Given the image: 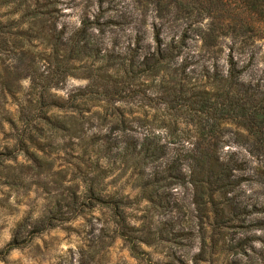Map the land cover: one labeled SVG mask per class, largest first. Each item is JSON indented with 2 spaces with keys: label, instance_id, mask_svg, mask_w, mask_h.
Here are the masks:
<instances>
[{
  "label": "rangeland",
  "instance_id": "rangeland-1",
  "mask_svg": "<svg viewBox=\"0 0 264 264\" xmlns=\"http://www.w3.org/2000/svg\"><path fill=\"white\" fill-rule=\"evenodd\" d=\"M24 1L16 0L0 9L2 31L16 32L20 23L19 28L31 29L30 44L17 50L22 56L28 53L23 61L14 59L13 53L0 52V264H150L136 259L123 240L107 229L108 218L100 211L78 217L74 213L56 216L83 190L82 182L91 170L89 157L82 161L70 132L44 130L39 125L36 103L45 98L65 104L90 87L102 92L108 76L107 61L130 59L142 46L149 47L146 54L148 50L153 52L156 29H161L166 43L187 40L190 87L204 85L216 70L226 74V59L232 49L240 66L248 64L253 54L256 56L246 80L264 86V34L252 32L233 39L230 29L237 24L235 20H229L232 27L223 31L217 29L216 21L197 16V12L190 15L175 11L165 16L152 0H57L53 21L57 29L50 34L56 42H64L80 30L85 18L104 26L103 31L95 30L97 56L86 54L80 60L71 59L65 67L61 60L46 55L49 42L40 36L42 24L33 29L23 26L20 10ZM206 42L214 45L215 55L204 51ZM134 77L118 87L123 95L115 97L113 103L125 113V124L115 125L111 119L103 121L99 115L85 111L86 137L121 141L143 140L150 135L169 149L168 157L158 166L173 159L185 160L188 149L199 141L194 122L188 119L184 124L176 123L162 109L154 93L160 87L158 78L147 73ZM45 80L48 91L43 89ZM31 103H35L32 111ZM26 116L38 125L29 127ZM221 143L225 156L235 154L249 164L247 176L252 181L244 186V199L264 205L263 164L249 154L233 126L225 128ZM102 166L109 173L104 183L108 194L129 197L126 213L132 226L148 235L159 234L160 229L171 232L172 226L184 233L172 248L185 264H264V230L253 226L264 214L226 217L221 226H214L208 210L198 208L192 188L181 180L186 176L177 183H161L153 188L158 202L154 207L142 200L141 176L133 163L105 160ZM43 222L56 228L36 234V227ZM14 240L20 246L5 253ZM145 249L153 252L152 263L161 264L168 253L163 246Z\"/></svg>",
  "mask_w": 264,
  "mask_h": 264
},
{
  "label": "trees",
  "instance_id": "trees-1",
  "mask_svg": "<svg viewBox=\"0 0 264 264\" xmlns=\"http://www.w3.org/2000/svg\"><path fill=\"white\" fill-rule=\"evenodd\" d=\"M152 1L165 16H171L175 11L190 15L197 12V16L204 15L216 21V28L223 31L232 27L231 24L228 25L229 20H235L237 24L230 29L233 31V39L245 37L252 32L264 34V0H171V4L169 0ZM15 2L16 0H0V9ZM56 3L57 0H25V6L20 10L23 13V26L29 25L33 29L34 25L42 24V30L39 29L40 36L49 42L50 51L46 52V55L61 60L65 67L71 59L80 60L86 54L90 58L97 56L95 30L104 29L100 23L96 25L94 21L85 18L82 28L60 43L50 35L57 29L56 23H53L57 13ZM20 26L16 32L10 33L2 31L0 24V52L13 53L14 59L23 61V57L28 53L22 56L17 54V50L30 44L31 29L25 30L19 28ZM141 42L140 40L139 43ZM154 42L153 52L148 50L146 54L149 47L142 46L130 59H109L106 68L108 76H105L102 92L91 90L90 87L86 88L78 99L68 100L65 104L43 98L36 106L31 103L29 108L31 111L33 106L39 108L38 122L44 130L70 132L77 141L76 146L82 161L89 157L91 170L84 177L83 190L76 199L57 212L56 216L63 217L66 213H74L75 217H78L81 214L100 211L108 218L107 229L123 240L136 259L160 264L152 263L153 252L145 249L156 245L168 249L161 264H185L172 248V244L178 243L177 238L185 236L184 233L176 232V228L172 226L171 232L160 229L159 234L148 235L144 230L132 226L126 213L129 197L108 194L105 190L104 183L109 173L103 168V162L109 160L127 165L133 163L141 176L139 183L142 200L154 207H157L158 202L153 188L161 183L169 185L183 180L192 188L194 203L198 208L208 210V216L213 220L214 226H221L226 217L238 218L245 213L264 214V205L258 200L244 199V186L252 181V178L247 176L249 164L235 154L225 156L221 147L225 128L228 125L233 126L249 154L264 167V86L246 80L256 56L253 54L248 58V64L240 66L234 55L235 50L232 49L226 59V74L216 70L208 76V82L204 85L190 87L192 82L187 74V63L190 62L187 40L181 38L166 43L162 38L161 29H156ZM213 49L214 45L206 42L204 51L215 55ZM145 54V60L140 62ZM182 58L184 59L181 63ZM139 73H147L159 79L160 87L154 92L157 95L156 100H160L162 109L173 117L176 123L184 124L188 119L194 122L199 141L194 148L188 149L185 160L173 159L165 166H158L159 162L168 157L169 149L160 146L150 135L145 136L143 140L124 138L119 139L121 141L86 137L85 111L91 115H99L103 121L111 119L115 125L125 124L126 115L119 107H114V98L119 94L123 95V89L118 87L135 79L134 76ZM47 83V80L42 81L44 91L49 89ZM26 119L29 127L38 125L29 116H26ZM28 139L27 141H34V138ZM92 157L95 158L94 161H91ZM183 176L187 179L179 180ZM253 226L264 230V218L257 220ZM55 228L56 226L43 222L36 227V234ZM19 246L18 240L12 241L7 245L5 253H10Z\"/></svg>",
  "mask_w": 264,
  "mask_h": 264
}]
</instances>
